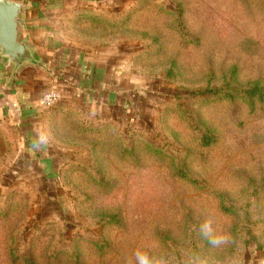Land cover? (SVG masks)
<instances>
[{"label":"rangeland","instance_id":"1","mask_svg":"<svg viewBox=\"0 0 264 264\" xmlns=\"http://www.w3.org/2000/svg\"><path fill=\"white\" fill-rule=\"evenodd\" d=\"M58 19L52 40L129 74L141 102L106 113L53 88L43 153L0 119V264H264V0H94Z\"/></svg>","mask_w":264,"mask_h":264},{"label":"crops","instance_id":"2","mask_svg":"<svg viewBox=\"0 0 264 264\" xmlns=\"http://www.w3.org/2000/svg\"><path fill=\"white\" fill-rule=\"evenodd\" d=\"M14 1L26 5L27 27L23 28L22 35L36 48V56L41 61L25 67L15 79H11L12 66L4 64L0 55V119L13 124L29 151L35 145L42 153L45 150L44 144L43 148L38 147L41 114L37 110V102L39 104L41 94L48 89L65 83L71 87L69 92L77 94L100 111L116 113L128 108L127 112H130V102H135L136 94L129 74L101 60L93 49L81 47L76 49L75 54L72 51L67 54V47L52 40L57 38L58 18L67 9L94 0ZM120 97L125 103L121 104ZM140 102L137 99V104ZM137 104H132L135 110ZM146 105L150 107L151 103ZM28 159L30 163L36 162L31 154L25 160L26 165Z\"/></svg>","mask_w":264,"mask_h":264},{"label":"water","instance_id":"3","mask_svg":"<svg viewBox=\"0 0 264 264\" xmlns=\"http://www.w3.org/2000/svg\"><path fill=\"white\" fill-rule=\"evenodd\" d=\"M26 5L14 0H0V55L4 64H11V79H15L25 67L40 62L34 48L23 38L27 27Z\"/></svg>","mask_w":264,"mask_h":264},{"label":"clouds","instance_id":"4","mask_svg":"<svg viewBox=\"0 0 264 264\" xmlns=\"http://www.w3.org/2000/svg\"><path fill=\"white\" fill-rule=\"evenodd\" d=\"M201 234L209 240V243L213 247H219L221 245L227 244L230 240V237L226 234H215L213 228V221L211 219L205 220L200 225ZM136 264H167V262L162 257L150 256L145 252L137 251ZM190 264H202L198 259L194 258Z\"/></svg>","mask_w":264,"mask_h":264},{"label":"built area","instance_id":"5","mask_svg":"<svg viewBox=\"0 0 264 264\" xmlns=\"http://www.w3.org/2000/svg\"><path fill=\"white\" fill-rule=\"evenodd\" d=\"M61 98L59 90L50 89L45 91L39 99V107L44 109L54 105Z\"/></svg>","mask_w":264,"mask_h":264},{"label":"trees","instance_id":"6","mask_svg":"<svg viewBox=\"0 0 264 264\" xmlns=\"http://www.w3.org/2000/svg\"><path fill=\"white\" fill-rule=\"evenodd\" d=\"M151 104H152V103H151ZM151 106H152V105H151ZM24 168H25V169H28V166H27V165H25V167H24ZM25 169H24V170H25Z\"/></svg>","mask_w":264,"mask_h":264}]
</instances>
